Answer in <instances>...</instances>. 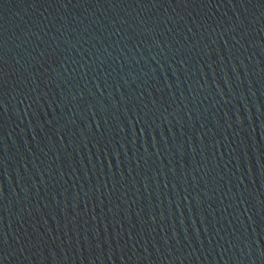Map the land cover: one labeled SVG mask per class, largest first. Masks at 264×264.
<instances>
[{
  "label": "water",
  "instance_id": "obj_1",
  "mask_svg": "<svg viewBox=\"0 0 264 264\" xmlns=\"http://www.w3.org/2000/svg\"><path fill=\"white\" fill-rule=\"evenodd\" d=\"M0 264H264V0H0Z\"/></svg>",
  "mask_w": 264,
  "mask_h": 264
}]
</instances>
